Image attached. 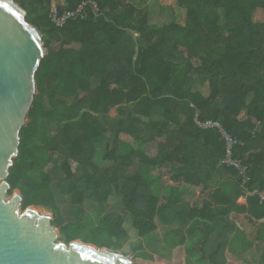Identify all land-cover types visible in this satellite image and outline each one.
Wrapping results in <instances>:
<instances>
[{
    "label": "trees",
    "instance_id": "trees-1",
    "mask_svg": "<svg viewBox=\"0 0 264 264\" xmlns=\"http://www.w3.org/2000/svg\"><path fill=\"white\" fill-rule=\"evenodd\" d=\"M173 1L160 4L170 18L156 24L150 9L132 1L55 0L59 14L85 4L82 14L56 26L49 0H15L40 30L47 53L6 178L8 194L18 189L22 208L52 209L53 225L65 230L84 228L86 199L102 206L117 198L140 237L156 228V217L168 224L177 216L190 222L188 252L200 225L201 248L215 224H232L240 235L228 218L234 209L256 225L255 240L264 244V199L253 194L238 201L237 173L220 163L222 138L193 120L195 112L200 120H219L239 141L233 152L247 166L246 187L264 189V20L254 18L264 0ZM242 111L246 117L239 119ZM51 127L54 134L45 140ZM49 164L59 165L61 175L54 179ZM221 170L234 179L214 186ZM156 181L161 194L153 189ZM183 183L198 195L181 203ZM58 194L75 216L63 225ZM99 223L125 231L117 210Z\"/></svg>",
    "mask_w": 264,
    "mask_h": 264
},
{
    "label": "water",
    "instance_id": "water-1",
    "mask_svg": "<svg viewBox=\"0 0 264 264\" xmlns=\"http://www.w3.org/2000/svg\"><path fill=\"white\" fill-rule=\"evenodd\" d=\"M47 50L40 30L15 0H0V264H136L130 256L78 239H59L47 209L22 208L6 178L18 155L20 130L37 92Z\"/></svg>",
    "mask_w": 264,
    "mask_h": 264
},
{
    "label": "rangeland",
    "instance_id": "rangeland-1",
    "mask_svg": "<svg viewBox=\"0 0 264 264\" xmlns=\"http://www.w3.org/2000/svg\"><path fill=\"white\" fill-rule=\"evenodd\" d=\"M122 1H132L139 7H147L150 9L151 14L149 21L156 24H161L166 22L170 18V12L165 7L161 6L160 4H172L174 5L173 0H122ZM176 19L181 21L183 18V12L179 9H176ZM255 19L264 20V10L257 11L254 15ZM76 46V44H74ZM206 88V86H204ZM206 90V89H205ZM111 114H114V110L112 109ZM28 121V120H27ZM54 134V128H49L48 132L46 133L44 139L48 140ZM97 162L99 165L105 164L103 161L100 160L99 156H96ZM47 169L50 172V175L55 179L56 177L61 175V170L59 165L52 166L48 165ZM160 189V188H159ZM154 188V191L160 193V190ZM19 191L18 189H13L12 193L9 194L11 196L13 193ZM240 201V200H239ZM56 206L58 207V211L60 212L62 218V225L65 224L69 219L75 218L73 212L71 211V205L69 200L62 195H57L56 197ZM84 215L86 220L84 221V228L79 231L77 224L73 225L71 230L65 229H58L59 231V239L65 240L68 236H72L75 239L82 240L84 242L95 244L99 247H105L116 251L124 256H130L132 261L136 264H162L161 262H155L153 260V256L148 253V248L150 247V240L153 238L152 235H147L146 237H138L136 230L131 225V216L123 207L121 201H119L114 196H110L107 201L104 202L102 206L98 205L95 201L90 199H86L82 204ZM36 208H44L47 209L48 213L51 214L52 221H54V211L49 208H45L43 206H35ZM112 210L119 211L124 216V223L123 228L126 231H112L108 228V225L104 223H99V219L101 217ZM239 218V219H238ZM237 221L243 228L242 230H238L239 233L246 234L250 240L254 242L253 251L255 252V256L251 259L254 262L262 264L261 259L264 254V244L257 243L255 240V227L256 225L253 224L246 215L237 216ZM237 224V228L242 229L240 225ZM237 230V229H236ZM178 229L170 233V236H165L164 245L169 248V245L175 244V241L180 239V234ZM141 238V239H139ZM130 239V240H128ZM128 240V241H127ZM239 240V239H238ZM237 238L234 237L232 241L233 244L237 243ZM66 241V240H65ZM127 241V242H126ZM144 242V243H142ZM147 247V250L145 248ZM149 246V247H148ZM211 243L207 242L203 247V253L208 254L211 249ZM251 247V243L245 241V245L241 246V249L248 250ZM224 249V248H223ZM224 251L221 250L220 254L213 258L215 261H219V258H222ZM159 255L160 259L163 261V264H182L180 261H168L166 256H160L159 251L156 252ZM238 258V259H237ZM234 257L230 260L229 264H244L242 258ZM186 264H211V258L202 256L200 257L199 251L196 249L190 255ZM228 264V263H224ZM247 264V263H246Z\"/></svg>",
    "mask_w": 264,
    "mask_h": 264
},
{
    "label": "crops",
    "instance_id": "crops-1",
    "mask_svg": "<svg viewBox=\"0 0 264 264\" xmlns=\"http://www.w3.org/2000/svg\"><path fill=\"white\" fill-rule=\"evenodd\" d=\"M206 89V90H205ZM201 90L206 93L207 87L204 88L201 87ZM239 119H244L246 117V113L242 111L239 114ZM227 179H234L230 174L226 173L225 171L221 170L218 171L211 181L214 186H218L221 182H224ZM157 188L160 190V193L163 191V185L159 182H155L153 184V189ZM181 190V203L186 202L187 200L193 199L197 197L198 193L196 192V188L194 185L189 183H183L180 187ZM240 200V201H239ZM238 201L241 203H244L245 201L238 198ZM246 215L244 212H237L236 210H232L229 214L228 218L230 221L234 222L235 225L239 224L237 221V216H243ZM239 219V218H238ZM168 224L161 223L158 219V217L155 218V224L156 228L150 233V235L153 234V238L150 240V247L147 250V247L145 245L146 250L150 255H152L153 260L155 262H161L163 264V261L160 259L159 255L156 254L157 251H159L160 256H166L168 261H180L182 264H186L190 255L195 251L196 249L200 253V257L206 256L211 258V264H224L230 262L231 259L234 257L242 258L244 261V264H259L257 262L252 261L251 259L253 256H255V252L253 251V246L248 248V250L241 249V246L245 245V240H250L244 232L237 236V230L235 226L232 224H227V222L215 224L212 228L211 232L209 233L207 242L211 243V249L208 254L203 253V247L207 243L203 245L201 248V225L197 226L195 228V233H193V237L195 240H197V244L194 246V250H191L188 252L187 245L190 244V237L188 232V227L190 226V222L187 223H179L177 216H173L172 220L167 221ZM240 225V224H239ZM241 227V225H240ZM242 228V227H241ZM178 229L180 234V239L177 241H180L178 244L169 245V248H167L164 245L165 236H170V233ZM243 231V228L241 229ZM177 231V232H178ZM137 232V231H136ZM138 237H140L138 235ZM234 237L237 238V243L233 244L232 247V241L234 240ZM141 239V238H139ZM130 240V239H128ZM127 240V241H128ZM126 241V242H127ZM176 242V241H175ZM144 243V242H142ZM224 248V249H223ZM221 250L224 251L222 258H219V261L213 260V258L218 256L221 252ZM238 259V258H237Z\"/></svg>",
    "mask_w": 264,
    "mask_h": 264
},
{
    "label": "built area",
    "instance_id": "built-area-1",
    "mask_svg": "<svg viewBox=\"0 0 264 264\" xmlns=\"http://www.w3.org/2000/svg\"><path fill=\"white\" fill-rule=\"evenodd\" d=\"M49 1L48 16L56 26H62L68 19L75 18L84 12L85 4L82 3L75 10H66L59 14L55 5V0ZM93 7L96 9V3H93ZM193 120L200 128L215 129L222 138L225 152L223 158L220 160V163L226 167L233 168L236 171L242 189V194L239 198L246 202L247 197L257 194L260 197V200H263L264 189L255 188L250 190L246 187V183L249 178L247 166L242 163L241 159L235 157L233 152L235 145L238 144L239 141L234 136H232L231 133L227 131V129L217 119L208 118L205 120H200L198 118V113L195 112Z\"/></svg>",
    "mask_w": 264,
    "mask_h": 264
}]
</instances>
